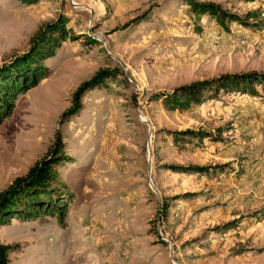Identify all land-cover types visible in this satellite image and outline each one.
Masks as SVG:
<instances>
[{
	"label": "rangeland",
	"instance_id": "obj_1",
	"mask_svg": "<svg viewBox=\"0 0 264 264\" xmlns=\"http://www.w3.org/2000/svg\"><path fill=\"white\" fill-rule=\"evenodd\" d=\"M194 1L241 17L255 11L264 24V0ZM58 15L74 39L0 123V191L59 137L68 161L54 170L72 198L61 222L0 227L9 263L264 264V99L218 96L174 112L153 99L264 71V25L224 31L186 0H0V65ZM102 71L113 76L74 105L72 94ZM186 129L216 141L174 146L171 134Z\"/></svg>",
	"mask_w": 264,
	"mask_h": 264
},
{
	"label": "trees",
	"instance_id": "obj_2",
	"mask_svg": "<svg viewBox=\"0 0 264 264\" xmlns=\"http://www.w3.org/2000/svg\"><path fill=\"white\" fill-rule=\"evenodd\" d=\"M19 1L31 5L38 0ZM186 4L195 17L206 15L224 31H227V23L243 27L264 25L262 20H257L258 14L255 11L241 17L226 12L211 2L186 0ZM249 19L254 22H248ZM66 24L67 19L63 15H58L34 34L26 51L7 64L0 65V123L11 115L14 102L19 96L48 77L50 68L47 62L56 56L61 45L67 40L74 39ZM89 42L94 43L92 39H89ZM111 76L112 71H102L83 82L71 96L73 104L77 106L79 95L84 90L100 86L104 79ZM232 94L264 99V71L220 74L177 86L168 92H159L153 95V99L159 102L165 111L174 112L215 100L218 96ZM76 111L77 108L74 112ZM171 137L176 147H181L182 141L188 143L194 139L216 141L211 134L200 130L177 131L173 132ZM67 161L68 158L63 153V143L57 137L53 147L44 157L34 162L23 176L14 178L0 191V227L9 224L11 219L25 223L43 217H54L61 222L66 216L72 194L68 193L65 185L58 180L54 168ZM190 169L198 173L201 171L198 168ZM10 249L9 245L0 243V264H10L8 260Z\"/></svg>",
	"mask_w": 264,
	"mask_h": 264
},
{
	"label": "water",
	"instance_id": "obj_3",
	"mask_svg": "<svg viewBox=\"0 0 264 264\" xmlns=\"http://www.w3.org/2000/svg\"><path fill=\"white\" fill-rule=\"evenodd\" d=\"M91 16H92V14H91ZM148 145V144H147Z\"/></svg>",
	"mask_w": 264,
	"mask_h": 264
}]
</instances>
